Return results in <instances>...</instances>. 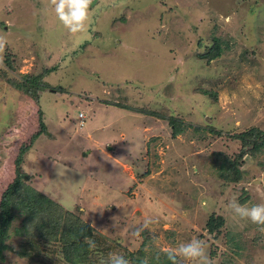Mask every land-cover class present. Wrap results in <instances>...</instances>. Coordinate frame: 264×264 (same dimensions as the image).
<instances>
[{
  "label": "rangeland",
  "instance_id": "obj_1",
  "mask_svg": "<svg viewBox=\"0 0 264 264\" xmlns=\"http://www.w3.org/2000/svg\"><path fill=\"white\" fill-rule=\"evenodd\" d=\"M89 12L73 34L48 0H0V200L29 147L21 183L81 219L108 255L161 264L198 238L213 264H264L262 226L229 207L264 204V146L236 137L264 133V0H93ZM214 39L222 52L207 61ZM36 73L48 87L34 103L17 78ZM240 150L241 178L226 182ZM214 216L223 224L210 232ZM6 217L0 207V231ZM21 220L0 264H57L17 255Z\"/></svg>",
  "mask_w": 264,
  "mask_h": 264
},
{
  "label": "trees",
  "instance_id": "obj_2",
  "mask_svg": "<svg viewBox=\"0 0 264 264\" xmlns=\"http://www.w3.org/2000/svg\"><path fill=\"white\" fill-rule=\"evenodd\" d=\"M221 52L219 41L214 39L213 45L207 53L208 57L205 55L206 60L219 57ZM1 63L11 70L14 69V63L8 53L5 54ZM41 75L36 73L35 75L17 78L24 85V92L30 96L34 103L38 102V94L41 89L45 90L48 87L39 81ZM42 129H39L38 132L43 131ZM262 133L259 130L251 129L236 137L242 146H248L250 143L251 150L257 152L264 146V133L261 136ZM250 138L251 140L248 142ZM28 148L23 146L19 148L18 159L17 162L15 161L17 164L14 169V180L1 195L0 207L6 211L7 217L0 231V261L4 259L3 252L10 250L5 244L9 238V225L16 216H21V225L15 229V234L20 236L22 240L20 248L16 252L19 257H43L44 259L47 252L48 255L53 253L59 264L60 256L66 264H99L101 260L105 259L103 256L108 257L109 251H112L113 248L105 247L104 243L97 244L95 241L97 237L93 230L85 225L81 219L64 210L63 206L42 192L21 183V166L18 164V160ZM243 154L244 151L240 150L238 156L229 164L233 166V174L228 172L224 175L226 182L240 180L241 171L237 164H239ZM222 224V218L214 216L208 219L206 226L209 227L210 232H213L218 230ZM52 248L56 250H52ZM141 254L142 252L139 251V255ZM125 258L129 260L130 264H142V261L138 257L134 259L133 255L127 254ZM161 264H170L167 256L164 257Z\"/></svg>",
  "mask_w": 264,
  "mask_h": 264
},
{
  "label": "clouds",
  "instance_id": "obj_3",
  "mask_svg": "<svg viewBox=\"0 0 264 264\" xmlns=\"http://www.w3.org/2000/svg\"><path fill=\"white\" fill-rule=\"evenodd\" d=\"M53 8L56 17L70 33H80L86 30V24L90 17L89 9L93 5V0H48ZM7 36L0 33V53L8 46ZM60 175V169L58 168ZM231 210L240 218H246L253 224L262 226L264 231V204H256L252 207L241 205L235 200L229 203ZM115 226H118L120 217L114 216ZM150 220H146L136 229V235L149 229ZM94 247V245H92ZM166 256L170 264H181V261H189L191 264H213L208 253V245L205 241L194 238L188 242L180 243L177 247L169 249ZM101 264H130L129 260L119 253H110L106 259L101 260ZM143 264H148L145 259Z\"/></svg>",
  "mask_w": 264,
  "mask_h": 264
},
{
  "label": "crops",
  "instance_id": "obj_4",
  "mask_svg": "<svg viewBox=\"0 0 264 264\" xmlns=\"http://www.w3.org/2000/svg\"><path fill=\"white\" fill-rule=\"evenodd\" d=\"M79 118V115L77 116ZM79 124V123H78ZM83 124V123H82Z\"/></svg>",
  "mask_w": 264,
  "mask_h": 264
},
{
  "label": "built area",
  "instance_id": "obj_5",
  "mask_svg": "<svg viewBox=\"0 0 264 264\" xmlns=\"http://www.w3.org/2000/svg\"><path fill=\"white\" fill-rule=\"evenodd\" d=\"M79 116H81V115H79Z\"/></svg>",
  "mask_w": 264,
  "mask_h": 264
}]
</instances>
